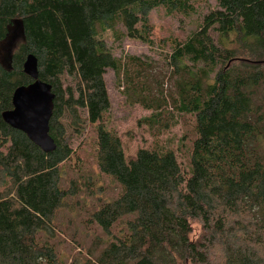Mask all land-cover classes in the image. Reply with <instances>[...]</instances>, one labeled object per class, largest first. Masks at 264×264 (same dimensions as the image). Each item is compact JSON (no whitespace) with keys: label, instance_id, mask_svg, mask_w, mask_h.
Here are the masks:
<instances>
[{"label":"trees","instance_id":"trees-1","mask_svg":"<svg viewBox=\"0 0 264 264\" xmlns=\"http://www.w3.org/2000/svg\"><path fill=\"white\" fill-rule=\"evenodd\" d=\"M200 1L0 0V44L11 42L15 20L24 31L12 42L10 68L0 60V264H264V0H213L194 32L162 42L155 70L97 40L110 31L116 44L153 47L151 12L188 19ZM29 55L54 95L50 154L1 119L15 89L32 83L23 73ZM107 70L128 105L151 112L140 121L149 130L170 125V110L195 116L187 180L164 165L171 152L126 162L109 118ZM87 130L93 165L120 193L86 220L106 237L99 252L66 263L53 243L54 221L79 194L76 182L62 186L61 178L79 160L74 142ZM87 176H79L86 188L97 180Z\"/></svg>","mask_w":264,"mask_h":264},{"label":"rangeland","instance_id":"rangeland-1","mask_svg":"<svg viewBox=\"0 0 264 264\" xmlns=\"http://www.w3.org/2000/svg\"><path fill=\"white\" fill-rule=\"evenodd\" d=\"M214 6L213 0L197 2L195 4L196 15L188 19L178 15L167 16L163 9L151 12L149 19L153 28L152 39L155 42L153 47H147L140 41L128 38L116 44L113 42V35L110 31L100 34L97 40L102 41L115 57L120 55L140 57L149 61L154 70L162 68V42L168 38L183 40L197 29L202 17ZM156 71L163 72L162 70ZM104 82L110 102L109 118L120 139L126 162L138 159L142 153L171 152L168 159L164 161V165L187 180L191 174L192 144L197 138L195 116L182 115L179 117L170 110L171 124L157 134L140 123L142 119L149 117L151 112L139 105L130 106L126 103L111 70L106 71ZM172 122H176L174 126ZM73 148L77 151L79 160L75 159V162L71 160V165L64 167L61 184L67 187L71 185V182H76L79 194L71 199L73 204L57 213L54 221L53 243L66 263L82 258L88 252L93 255L99 252L100 239L102 243L106 237L102 236L96 226H90L86 220L92 210L115 200L120 193L118 184L110 178L100 177L93 165L94 138L90 130L86 131L83 139L74 142ZM80 175L85 178L91 175L97 180L93 182V179L89 178V186L86 188L79 178ZM89 189L94 193L92 199L87 196ZM201 234V225L197 222L191 223V238L198 239ZM213 259L217 261L216 257Z\"/></svg>","mask_w":264,"mask_h":264},{"label":"water","instance_id":"water-1","mask_svg":"<svg viewBox=\"0 0 264 264\" xmlns=\"http://www.w3.org/2000/svg\"><path fill=\"white\" fill-rule=\"evenodd\" d=\"M14 34L11 42L0 44V60L10 68L12 42L23 39L24 31L21 21L13 22ZM23 73L32 83L15 89L12 95V109L1 113L2 121L11 129L21 132L44 154L53 153L56 145L49 136V120L53 111L54 95L51 87L38 78L37 60L29 55L23 65Z\"/></svg>","mask_w":264,"mask_h":264}]
</instances>
